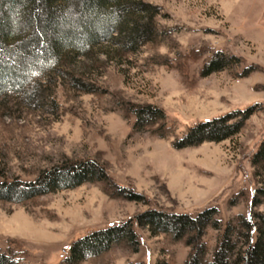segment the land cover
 Returning a JSON list of instances; mask_svg holds the SVG:
<instances>
[{
    "label": "rangeland",
    "instance_id": "obj_1",
    "mask_svg": "<svg viewBox=\"0 0 264 264\" xmlns=\"http://www.w3.org/2000/svg\"><path fill=\"white\" fill-rule=\"evenodd\" d=\"M147 1L156 9L150 39L122 50L115 35L104 36L86 51H67L50 69L28 71L29 60L20 68L21 88L0 89V181L23 184L81 160L107 176L30 197L0 189V248L14 250L23 264H59L76 238L127 219L136 249L113 244L79 264H181L189 247L150 233L137 224L138 213L155 207L194 215L214 206L223 224L238 213L264 212V200L249 203L264 182L249 161L264 136V0ZM216 52L235 61L201 75L202 62ZM134 104L159 108L162 120L133 130ZM251 104L235 134L171 145L194 122ZM115 184L142 197L116 195ZM221 229L205 228L208 258Z\"/></svg>",
    "mask_w": 264,
    "mask_h": 264
},
{
    "label": "trees",
    "instance_id": "obj_2",
    "mask_svg": "<svg viewBox=\"0 0 264 264\" xmlns=\"http://www.w3.org/2000/svg\"><path fill=\"white\" fill-rule=\"evenodd\" d=\"M155 13V6L147 0H0V89L21 88L24 75L20 68L29 60L31 67L25 66L28 71L41 67L50 69L51 63H56L67 51H86L104 36L115 35L122 50L132 49L155 35ZM235 57L216 52L202 62L199 73L204 75L221 69L232 60L235 61ZM40 60L43 63L35 66ZM13 75L18 79L10 81ZM76 80L81 81L79 77ZM39 91L40 97L44 99L46 88ZM253 110L251 104L198 120L187 126L180 135L173 137L171 145L179 148L229 137L239 131ZM129 111L134 115L131 125L133 130L148 127L163 118L161 110L150 104H134ZM164 124L160 121L159 127ZM157 134L163 136L166 132L159 130ZM249 161L255 174L264 175V136ZM89 179H107V176L93 161L81 160L44 169L33 180L23 184L17 180L7 183L2 180L0 189L13 192L17 198L30 197L51 189L72 187ZM261 179L264 181V178ZM115 186L116 195L130 200L142 197L140 193L124 186ZM250 194V207L262 202L264 182ZM215 214L214 206L203 207L194 215L150 207L138 213L135 219L138 225L146 226L152 234L163 233L173 240L182 239L189 248L181 264H264V212L252 210L248 215L238 213L223 224ZM207 225L213 228L222 225L219 239L209 258L206 256L208 246L202 237ZM118 243L132 249L137 247L129 219L92 229L76 238L70 243L67 254L59 264H79ZM0 264L23 263L19 261L17 253L7 246L5 249L0 248ZM123 264L141 263L128 261ZM154 264L167 262L165 259H157Z\"/></svg>",
    "mask_w": 264,
    "mask_h": 264
}]
</instances>
